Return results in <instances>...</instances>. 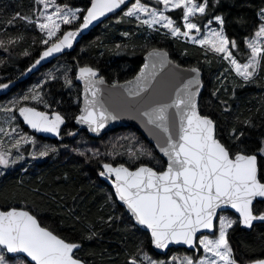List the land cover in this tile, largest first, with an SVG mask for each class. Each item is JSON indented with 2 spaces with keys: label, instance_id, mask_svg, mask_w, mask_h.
<instances>
[{
  "label": "snow or ice",
  "instance_id": "snow-or-ice-1",
  "mask_svg": "<svg viewBox=\"0 0 264 264\" xmlns=\"http://www.w3.org/2000/svg\"><path fill=\"white\" fill-rule=\"evenodd\" d=\"M35 3L42 9L38 7L32 16L17 12L7 23L23 21L44 33L42 43L47 47L36 64L71 48L80 31L123 6L124 16L134 18L139 27L155 32L164 29L166 36L190 40L206 52L220 55L229 65L225 72H234L245 84L252 82L264 65V8L257 13L254 31L244 37L245 52L235 39L226 35L225 18L210 13L209 0H90V6L83 9L61 5L56 0H35ZM177 10L179 16L174 19L169 13ZM81 20L75 29L62 30V25ZM116 47L119 49L121 45ZM238 56L244 57L243 62ZM172 64L168 51L152 47L134 79L109 84L107 96L103 87L107 82L99 69L85 65L76 73V79L84 82L83 107L75 117L77 123L99 133L109 121L119 118L120 111L136 112L155 136L156 149L165 158L158 160L154 150L141 146L127 152L137 165L134 168L124 163L101 162L99 176L114 177L113 203L121 202L130 231L132 234L147 231L155 249L177 244L194 252L193 256H172L168 261L153 259L141 241L127 264H264V258L238 261L229 240L230 230L235 231L236 227L252 230L256 223L264 224V138L250 148L244 130L233 128L225 139L218 122L200 112V68L181 70L175 83L158 79ZM174 68L179 70L181 66L176 64ZM65 83L71 86L72 80L65 76ZM7 87L0 84V89ZM30 101L51 107L41 93L33 90L10 101L11 106L2 110L13 113V120L18 113L23 123L36 132L59 136L65 123L60 112L29 106ZM0 133H4L2 128ZM11 133L15 137L12 147L17 152L22 144L30 143L35 148L33 137L17 133L16 128ZM56 150L45 145L31 155L45 157ZM89 151L99 156L98 149ZM145 157L149 162L155 160L156 165L144 163ZM22 159V155L13 158L11 149L0 151V167L4 169ZM112 220L109 216L108 223ZM94 235L92 232L88 238ZM81 246L45 225L30 207H0V264H86L78 255Z\"/></svg>",
  "mask_w": 264,
  "mask_h": 264
},
{
  "label": "trees",
  "instance_id": "trees-1",
  "mask_svg": "<svg viewBox=\"0 0 264 264\" xmlns=\"http://www.w3.org/2000/svg\"><path fill=\"white\" fill-rule=\"evenodd\" d=\"M57 1L83 8L90 5V0ZM209 3L212 15L225 18L226 35L235 39L246 52L244 37L254 31L257 13L264 8V0H219V3L209 0ZM37 8L35 0H0V75L5 81L20 76L46 47L42 43L44 33L37 27L19 20L14 25L7 23L17 12L32 16ZM119 14L93 28L75 50L49 65L56 68L53 69L55 79L48 80L44 86L46 103L51 107L35 103L38 108L61 112L67 119L62 134L75 135L52 140L60 143V147L57 156H49L46 164L18 169L0 180V207H30L45 225L80 243L78 255L89 264H127L141 241L144 250L158 260H166L173 252H194L171 248L166 255H160L152 248L146 231L135 234L130 231L124 208L117 201L113 203L116 200L113 189L99 176L101 162L124 163L134 168L137 165L129 159L127 152L141 146L154 150L158 160L164 158L134 126L119 127L103 137L94 138L87 130L75 125L81 107V87L75 81L79 65L99 69L110 82L123 81L137 74L149 49L164 48L179 64L198 66L203 70L200 109L218 122L225 139L233 128L244 130L250 148H255L264 138V65L254 80L245 84L234 77L233 72H225L227 63L217 54L181 39L148 35L146 28L139 27L135 19ZM169 14L177 19L179 10ZM81 21L65 25L63 30L75 28ZM125 32L131 35L126 37ZM117 44L121 45L119 49ZM238 58L243 62V56ZM34 76L19 87L20 90ZM65 76L72 80L71 86L65 83ZM222 80H225L223 86ZM216 89L220 90L213 95ZM97 149L98 157L89 151ZM81 151L88 154L82 156ZM144 163L156 165L155 160L149 162L146 157ZM109 216L113 217L111 223H108ZM92 232L95 235L89 239ZM229 240L238 261L264 257V224H256L252 230L236 227L235 231L230 230Z\"/></svg>",
  "mask_w": 264,
  "mask_h": 264
},
{
  "label": "water",
  "instance_id": "water-1",
  "mask_svg": "<svg viewBox=\"0 0 264 264\" xmlns=\"http://www.w3.org/2000/svg\"><path fill=\"white\" fill-rule=\"evenodd\" d=\"M90 6V5H89ZM125 8L122 6V9H118L116 10L115 13H108L106 14V16L104 17H101L99 20L97 21H94L91 25H89V27L87 29H83L82 31L79 32V34L77 35V37L74 39L73 41V44H72V47L71 48H65L63 49L62 52L60 53H55L53 54V56H50V57H47L45 58L44 60H41V62L39 64H36V61L38 59H40V56L43 54L44 50L46 49V47L41 51V53L39 54V56L23 71V73L18 76L16 79L14 80H11V81H7L3 84H7L8 87L5 88V89H0V97L3 96V95H6L8 94L9 92H11L12 89H14L19 83L21 82H24L26 80H28L29 78H31L32 76H34L36 73L40 72L41 69H43L44 67L52 64L56 59L62 57L63 55H66L70 52H72L73 50L76 49V47L78 46V44L81 42V40L83 39L84 36L88 35L90 33V31L99 26L100 24H102L104 21H106L107 19H109L110 17L114 16V15H117L119 13H121ZM75 28H71V29H68V30H73ZM66 30V31H68ZM164 49V48H163ZM166 50V49H164ZM149 51V50H148ZM167 51V50H166ZM169 53V51H168ZM147 56V53L145 54L144 56V62H145V58ZM169 59L173 62L172 65H168L164 71L161 73V76L158 78V79H163L165 81H169L170 83H175L176 80L179 78L177 76V73H179L181 70L183 69H188L190 67H198V66H183L181 64H179L178 62L174 61L172 58H171V55L169 53ZM176 64H179L181 66V69H175L174 68V65ZM33 65H35V67H33ZM82 66H85V65H79L77 67V70H76V73L78 72V68L79 67H82ZM90 66V65H89ZM200 68V67H199ZM31 69V70H29ZM201 70V81H202V87L200 88V94L198 96V103H199V109H200V95H201V92L203 91L204 89V73H203V70L200 68ZM100 71V70H99ZM139 73V71L137 72V74ZM136 74V75H137ZM135 75V76H136ZM134 76V77H135ZM104 77V76H103ZM134 77L130 78V79H127V80H123V81H114V82H119L120 84H124L126 81H129V80H133ZM105 78V77H104ZM106 84L103 86L106 91H105V95L107 96L108 93H107V87L109 84L113 83V82H110L108 81L106 78ZM75 81L78 85L81 86V107L80 109L83 107V89H84V82L83 81H80L78 79H76L75 77ZM41 110V109H40ZM200 112H201V109H200ZM61 114V113H60ZM201 114H203L201 112ZM62 115V114H61ZM78 115H80V112L78 113ZM77 115V116H78ZM63 116V115H62ZM64 117V116H63ZM22 120V118H20ZM65 119V123L63 125H61V131H60V135L57 136L53 133H44V132H36L35 130L31 129L28 125H26V127L30 128L32 131H35L38 135L40 136H43L45 138H51L53 140H56V139H60L61 136H62V129L65 127L66 123H67V120L66 118L64 117ZM75 125L81 129H85L87 130L88 134L91 136V137H94V138H100V137H103L106 133L110 132L111 130H114L116 128H119V127H128V126H134L136 127L137 129H139L145 136V138L155 147L156 149V144H157V140L155 138V136L149 131V128L145 126V123L143 122V120L141 118H139V116L137 115L136 112H133V111H120L119 112V118L117 120H114V121H109L108 124L105 126L104 129H102L99 133H95V132H92L88 129L87 125H82V124H79L77 123L76 119L74 121ZM156 151L159 153V150L156 149ZM159 155L162 156V154L159 153ZM163 157V156H162ZM165 159V158H164ZM126 165V164H125ZM127 166V165H126ZM150 166V165H149ZM114 178V177H113ZM113 178H107V177H102L103 180L106 181V183H108L109 186H111V188L113 189V192L115 191L113 185H112V179ZM120 205H121V202L117 201ZM256 224H259V223H256ZM255 224V225H256ZM242 227V226H241ZM244 228V227H243ZM246 229V228H245ZM249 230V229H247ZM147 232V231H146ZM152 248L154 249V251L160 255H166L169 250L171 248H185L186 250L188 251H191L193 252L192 249H190L188 246L186 245H177V244H172L169 246V248L167 249H155V247L152 245ZM264 258V257H263ZM86 264H89L86 262Z\"/></svg>",
  "mask_w": 264,
  "mask_h": 264
},
{
  "label": "rangeland",
  "instance_id": "rangeland-1",
  "mask_svg": "<svg viewBox=\"0 0 264 264\" xmlns=\"http://www.w3.org/2000/svg\"><path fill=\"white\" fill-rule=\"evenodd\" d=\"M56 3H59L61 5H63V3H60L56 0ZM69 5V4H67ZM70 6V5H69ZM42 9V6H38ZM70 7H73V8H81L83 9V7H80V6H70ZM54 9L52 8H49V11H53ZM124 11H126V8L119 14L120 17H125L124 16ZM127 19H131V18H128L126 17ZM134 19V18H133ZM65 25H62V30L64 28ZM213 28L217 27L216 23L214 22L213 25H212ZM146 28V27H144ZM146 31L148 33V35H156L158 36L159 38L161 37H164L166 36L164 33L166 30L164 29H161L160 32H155V31H152V30H149L146 28ZM199 35V34H197ZM171 37V36H169ZM45 35H44V39H45ZM181 40H183L184 42H189V43H192L190 40H185L184 38H180ZM198 45V44H197ZM150 50V49H149ZM209 52H212V51H209ZM213 53V52H212ZM218 55V54H217ZM220 57V55H218ZM226 62V61H225ZM227 63V62H226ZM56 64V63H55ZM227 67H229V65L227 64ZM56 69L55 67H51V66H46L44 67V69L40 71V73H38L37 75L34 76L33 79L30 80V82L25 86L23 87L21 90H17L13 93H11L8 97H6L4 100H2L0 102V128H2L4 130V133H8L7 135H5L4 133H0V141H3L2 145H0V151H6V150H9L11 149L12 151V154H13V158H15L17 155H22L23 156V159L22 160H19L16 164H20L23 160L26 161L25 159V152L27 151L26 149L22 148L24 145H29V144H22L19 152H17V150L15 148L12 147L13 143H14V134L11 133V129L12 128H16L17 129V133H20V134H27L28 136L30 137H33L35 138V135L32 136L33 134H30V133H27L23 130V127L21 126V124L18 123V119H19V116L17 113H15V115L17 116V119L16 120H13L12 119V116H13V113H6L2 110L3 107H7V106H11L10 105V101H13L14 99H17L23 95H28V94H31V92L33 90H36L37 92L41 93L43 95V98H44V101L46 102V96H45V90H44V86H45V83L48 81V80H51L53 79L52 77L54 76V70ZM60 70V68H59ZM261 72V69L258 71V73L256 74V76ZM234 73V72H233ZM234 77L236 76L235 73L233 74ZM255 76V77H256ZM239 78V77H238ZM240 79V78H239ZM4 81V77L2 75H0V83ZM222 81H225V80H222ZM114 82V81H112ZM82 99H81V95L79 97V102H81ZM29 104H32V105H35V102L33 101H30L28 102ZM41 105H45L44 103H41ZM18 125V127H17ZM81 129V128H79ZM70 132H68L66 135L63 136V138L67 137V138H70V135H69ZM63 135V134H62ZM50 146L52 148H55L58 150V147H60V143H54V142H51V141H45V140H36V151L38 152L39 150H41L43 148V146ZM30 150V153L28 155H31L33 153V151L31 149ZM57 150L52 152L50 151L49 154L53 153L54 155H47V156H57ZM60 150V149H59ZM21 152L23 154H21ZM45 156V157H47ZM39 157V156H37ZM16 164L14 165H11L9 168L7 169H4L2 167H0V172H2L3 174H0V180L2 178V176L5 175V171L8 170V169H11L13 166H15ZM193 256L194 253L192 254H187V253H180V252H173L167 259L166 261L170 260L172 256H176L178 258H182L184 256ZM154 259V258H153ZM177 264H179V262H177Z\"/></svg>",
  "mask_w": 264,
  "mask_h": 264
},
{
  "label": "flooded vegetation",
  "instance_id": "flooded-vegetation-1",
  "mask_svg": "<svg viewBox=\"0 0 264 264\" xmlns=\"http://www.w3.org/2000/svg\"><path fill=\"white\" fill-rule=\"evenodd\" d=\"M39 73V72H38ZM37 74V73H36ZM35 74V75H36ZM30 79V78H29ZM28 79V80H29ZM14 80V79H13ZM28 80H26V81H28ZM8 81H11V80H8ZM26 81H24V82H21V83H19L14 89H12L11 90V92H9L8 94H6V95H3V96H1L0 97V102L2 101V100H4L6 97H8L11 93H13V92H15V91H17V90H20V88L19 87H21ZM5 82H7V81H3V82H1L0 84H3V83H5ZM22 89V88H21ZM29 106H35V105H32V104H29ZM39 109H41V108H39ZM41 110H43V111H48V110H44V109H41ZM54 111H56V110H54ZM50 112H53V111H50ZM59 112V111H58ZM61 113V112H60ZM18 114V113H17ZM63 115V114H62ZM64 116V115H63ZM65 117V116H64ZM66 118V117H65ZM67 120V119H66ZM18 123L19 124H21V126L23 127V130L25 131V132H27V133H30V134H33L32 136H34L35 135V140H39V141H41V140H45L46 142L47 141H51L52 142V140L53 139H51V138H45V137H43V136H40V135H38L35 131H32L30 128H28V127H26V125L23 123V121L20 119V117H19V119H18ZM67 124V123H66ZM66 126V125H65ZM63 130H64V128L62 129V133H63ZM63 136L64 135H62L61 136V139L63 138ZM58 140V139H57ZM22 148H24V149H26L27 151L25 152V154H27V155H25V159H26V161L25 160H23L20 164H16L15 166H13L11 169H8V170H6L5 171V175L4 176H2V178L3 177H5V176H7L8 174H10V173H13L14 171H16V170H18V169H24V170H26V168L27 167H30V166H32L33 164H34V166H38V167H40V166H42V165H44V164H46V160L47 159H49V156H47V157H37V158H33V156L32 155H28L29 153H30V150L29 149H31L32 151H36V146H35V148L33 147V145L32 144H30L29 143V145H24ZM59 153V152H58ZM21 154H23L22 152H21ZM49 155H54L53 153H51V154H49ZM24 167V168H23ZM24 172V171H23ZM1 178V179H2ZM114 193V192H113Z\"/></svg>",
  "mask_w": 264,
  "mask_h": 264
}]
</instances>
